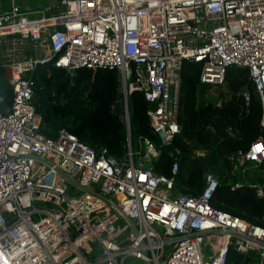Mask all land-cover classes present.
Returning a JSON list of instances; mask_svg holds the SVG:
<instances>
[{"label":"built area","instance_id":"built-area-1","mask_svg":"<svg viewBox=\"0 0 264 264\" xmlns=\"http://www.w3.org/2000/svg\"><path fill=\"white\" fill-rule=\"evenodd\" d=\"M9 1L0 12V68L11 90L5 108L0 96V264H227L229 246L254 252L245 264H264V217L256 225L212 207L218 179L210 169L197 195L176 189L177 161L170 175L155 174L158 150L147 138L132 150L128 111L129 95L140 91L153 134L169 144L181 132L183 63L200 64L199 82L217 100L198 93L197 102L216 106L229 96L225 73L236 66L247 69L264 127V0H59L54 14ZM48 63L71 74L117 71L123 158L66 128L54 138L38 131L32 75ZM242 96L247 102L249 90ZM226 158L232 172L246 162L264 171V140ZM246 185L264 199V183Z\"/></svg>","mask_w":264,"mask_h":264},{"label":"trees","instance_id":"trees-1","mask_svg":"<svg viewBox=\"0 0 264 264\" xmlns=\"http://www.w3.org/2000/svg\"><path fill=\"white\" fill-rule=\"evenodd\" d=\"M200 64L185 61L182 66V106L178 117L181 132L169 144H161L153 134L147 112L151 105L140 91L128 97L130 143L133 151L141 148L144 138L158 150V157L151 162L158 175H170L174 161L179 169L176 189L197 195L203 187V176L210 169L207 157L214 148L217 159L218 187L211 199V206L232 216L260 225L264 217V199L256 196L248 185L234 187L238 176L246 173L252 184L264 183L263 167H240L232 172L227 155L244 152L251 142L261 137V103L251 84L247 69L231 66L225 73L224 88L230 93L219 106L213 102L198 103V93L204 88L199 82ZM35 112L40 116L38 131L54 138L60 128H66L80 141L95 151H104L116 159L127 150L126 127L120 112L113 105L120 90L118 73L110 68H79L73 74L51 64L37 67L33 72ZM249 90L246 102L242 92ZM1 108L9 105L11 90L0 68ZM208 126V127H206ZM231 130L233 135L228 132ZM214 137H218L214 141ZM144 149L142 148V151ZM204 155L194 156V152ZM250 163V162H246Z\"/></svg>","mask_w":264,"mask_h":264},{"label":"water","instance_id":"water-1","mask_svg":"<svg viewBox=\"0 0 264 264\" xmlns=\"http://www.w3.org/2000/svg\"><path fill=\"white\" fill-rule=\"evenodd\" d=\"M29 1H31V0H29ZM57 1H59V0H57ZM120 96H121V92H119L117 94L116 101L114 102V105H113L114 110L117 111V112H120V105H119ZM217 140H218V137H214V141H217ZM207 157H208V160H209V163H210V166H211V168H210L211 173L214 176L217 177L218 176L217 159H216V153H215V149L214 148H212L209 151ZM39 161L45 162L46 164L49 165V162L46 161V160H39ZM61 174L71 184L80 187V189H82V190H87L85 187L77 184L75 181H73L70 177H68L64 173H61ZM91 186H93V185H91ZM107 201L110 204L114 205V202L110 201L109 199H107ZM125 218H126L127 222L130 224L133 232L136 234L137 233V229L133 225L132 221L130 219H128L127 217H125ZM202 247H204V243L202 244ZM250 257H254V252L253 251H250L246 255H244L242 253H239V252L235 251L231 246H229L228 251H227V264H245ZM143 264H147V263H143Z\"/></svg>","mask_w":264,"mask_h":264},{"label":"crops","instance_id":"crops-1","mask_svg":"<svg viewBox=\"0 0 264 264\" xmlns=\"http://www.w3.org/2000/svg\"><path fill=\"white\" fill-rule=\"evenodd\" d=\"M15 1L17 2V4L22 9L29 8L32 11L37 10V9H41L44 7H48V10L51 14L56 13V11L61 7L59 4V1H57V0H48V2L43 7H40V8L36 7V0L35 1H33V0H31V1H29V0H15ZM9 2H10L9 0H0V12L9 6ZM26 46H28V45H26ZM243 167H244L243 169L245 171H247L248 169L254 168L251 163H245L243 165Z\"/></svg>","mask_w":264,"mask_h":264},{"label":"rangeland","instance_id":"rangeland-1","mask_svg":"<svg viewBox=\"0 0 264 264\" xmlns=\"http://www.w3.org/2000/svg\"><path fill=\"white\" fill-rule=\"evenodd\" d=\"M35 1V0H33ZM48 2V0H36V7L40 8L43 7L46 3ZM205 94H207V99L211 100V101H216L217 97L215 95H213V93L208 92L205 88H201L199 90V96L202 98ZM219 94L221 95V97L223 96V91H220ZM240 169V168H239ZM247 175V173L245 174ZM238 176V182L240 183H244L247 184L248 182L250 183L251 180L248 178V176ZM94 246V244H93ZM162 263V260L160 261ZM125 264H143L142 261L134 259V258H129L126 260ZM250 264H259V261L257 260H252L250 262Z\"/></svg>","mask_w":264,"mask_h":264}]
</instances>
